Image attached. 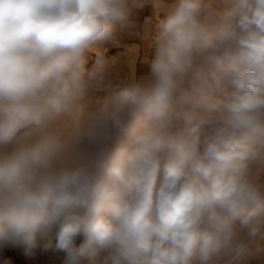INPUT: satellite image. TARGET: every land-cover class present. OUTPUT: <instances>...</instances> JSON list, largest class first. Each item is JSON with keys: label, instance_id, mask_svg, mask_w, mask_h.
Returning a JSON list of instances; mask_svg holds the SVG:
<instances>
[{"label": "clouds", "instance_id": "obj_1", "mask_svg": "<svg viewBox=\"0 0 264 264\" xmlns=\"http://www.w3.org/2000/svg\"><path fill=\"white\" fill-rule=\"evenodd\" d=\"M146 4L150 79L114 85L88 54ZM262 177L264 0H0V247L238 264L264 241Z\"/></svg>", "mask_w": 264, "mask_h": 264}, {"label": "crops", "instance_id": "obj_2", "mask_svg": "<svg viewBox=\"0 0 264 264\" xmlns=\"http://www.w3.org/2000/svg\"><path fill=\"white\" fill-rule=\"evenodd\" d=\"M166 2L172 3L173 0H166ZM163 18L164 13L157 14L151 4H146L142 9L135 10L133 15L135 26L119 35L114 44L105 45L99 52H90L86 67L91 68L95 63L93 61H95L96 55L106 49V46L111 48L119 46L118 50L125 53L126 62L133 69L132 73L135 74V70H137L138 75H133V79L137 82H146L150 79V61L154 58L155 43L153 38L156 24L158 19ZM262 182H264V177H262ZM241 235L244 238V234ZM258 246L260 251H256ZM238 264H264V241L251 244L250 254L241 259Z\"/></svg>", "mask_w": 264, "mask_h": 264}, {"label": "rangeland", "instance_id": "obj_3", "mask_svg": "<svg viewBox=\"0 0 264 264\" xmlns=\"http://www.w3.org/2000/svg\"><path fill=\"white\" fill-rule=\"evenodd\" d=\"M119 48V46L113 48L106 46V49L98 54L103 55L104 58L110 62V75L114 85H119L133 79V75H138L137 70H135V74L132 73L133 69L130 68L128 62H126L125 53L118 50ZM98 55H96V58ZM105 95V92H95L88 97V100L95 105L102 101ZM107 254V252H101L99 255L92 258H82L79 264H103ZM62 258L63 253L54 251L45 252L41 249H37L35 255L26 256L21 247L11 244L0 247V264H62Z\"/></svg>", "mask_w": 264, "mask_h": 264}, {"label": "trees", "instance_id": "obj_4", "mask_svg": "<svg viewBox=\"0 0 264 264\" xmlns=\"http://www.w3.org/2000/svg\"><path fill=\"white\" fill-rule=\"evenodd\" d=\"M82 242V237L81 238H78V245H79V243H81Z\"/></svg>", "mask_w": 264, "mask_h": 264}]
</instances>
